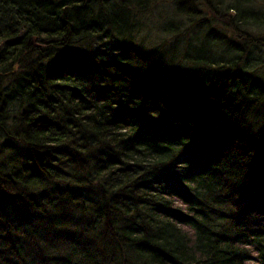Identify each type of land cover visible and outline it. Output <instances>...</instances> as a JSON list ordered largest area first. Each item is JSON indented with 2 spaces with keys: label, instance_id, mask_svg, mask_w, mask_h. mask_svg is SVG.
I'll return each mask as SVG.
<instances>
[{
  "label": "trees",
  "instance_id": "obj_1",
  "mask_svg": "<svg viewBox=\"0 0 264 264\" xmlns=\"http://www.w3.org/2000/svg\"><path fill=\"white\" fill-rule=\"evenodd\" d=\"M260 49L264 0H0V264H264Z\"/></svg>",
  "mask_w": 264,
  "mask_h": 264
},
{
  "label": "rangeland",
  "instance_id": "obj_2",
  "mask_svg": "<svg viewBox=\"0 0 264 264\" xmlns=\"http://www.w3.org/2000/svg\"><path fill=\"white\" fill-rule=\"evenodd\" d=\"M198 16H200V17H202V15H198ZM209 17V16H208ZM198 18V17H197ZM185 21V20H184ZM193 21L194 20H191V23H192V25H190V26H188V25H182L181 26V29H180V31H179V33H180V39L182 40L183 38L185 39V40H188V39H190L191 38V36L192 37H195V35L197 36V34H199L201 31H202V29L201 28H199L198 26H197V24L195 25V24H193ZM149 23H150V21H149ZM213 28H215V26H213ZM216 29V28H215ZM253 31H256V29H254ZM252 31V32H253ZM218 32H221V34L223 35H217V33ZM218 32L215 30L213 33L215 34V35H213L214 37H216V38H218L220 41H219V44L217 45V46H215L216 48H214V50H213V52L215 53H217V52H220V51H222V49H223V44H221V40H223V39H226V41L227 42H231L232 43V45L233 46H235L236 45V43H238L237 42V39H236V35L233 33V32H231L230 30H219L218 29ZM202 33H203V31H202ZM142 34H144V33H142ZM201 35V34H200ZM222 36V37H221ZM156 37L158 38L159 36L158 35H156ZM223 38V39H222ZM156 39V38H155ZM225 41V40H224ZM176 44H177V46H178V42H176ZM224 49H226V48H224ZM256 54H264V49H260V50H258V51H256ZM251 55L250 56H248V58H249V60H252L251 58ZM252 57H253V55H252ZM241 61H243V60H241ZM243 65V64H242Z\"/></svg>",
  "mask_w": 264,
  "mask_h": 264
}]
</instances>
